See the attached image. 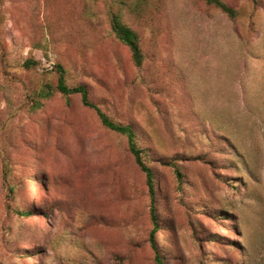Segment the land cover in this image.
<instances>
[{"label":"rangeland","instance_id":"obj_1","mask_svg":"<svg viewBox=\"0 0 264 264\" xmlns=\"http://www.w3.org/2000/svg\"><path fill=\"white\" fill-rule=\"evenodd\" d=\"M223 1L0 0V264H264V0ZM58 65L153 196L79 95L32 109Z\"/></svg>","mask_w":264,"mask_h":264},{"label":"trees","instance_id":"obj_2","mask_svg":"<svg viewBox=\"0 0 264 264\" xmlns=\"http://www.w3.org/2000/svg\"><path fill=\"white\" fill-rule=\"evenodd\" d=\"M208 5H212L220 9L223 13L233 18L236 16V10L225 3L223 0H205ZM111 30L115 34L116 38L124 44L131 52L132 60L137 67H140L143 63V54L140 48L139 39L135 31L128 27L117 14H114L111 18ZM37 65L36 61L28 60L25 63V67L33 68ZM58 73V81L55 87L46 84L38 91L33 97L32 109L36 110L42 106V100L48 99L55 92L63 96L79 95L81 102L85 107L94 109L104 127L121 134L126 137L128 142L129 151L134 157L135 163L140 170L146 175L147 184L151 195L154 193V176L152 169L146 164L143 156V150L137 144L136 133L131 125H125L112 120L107 114H105L97 105H95L89 95V89L85 84H78L70 86L67 83L66 71L63 66L58 65L56 67ZM178 179L181 178V172L179 169H175ZM26 216H30L28 213ZM157 226L154 227L153 235L155 234ZM157 264H163L162 260L155 256Z\"/></svg>","mask_w":264,"mask_h":264}]
</instances>
